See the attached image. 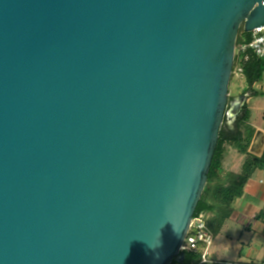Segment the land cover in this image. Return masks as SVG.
I'll return each instance as SVG.
<instances>
[{
	"label": "water",
	"instance_id": "water-1",
	"mask_svg": "<svg viewBox=\"0 0 264 264\" xmlns=\"http://www.w3.org/2000/svg\"><path fill=\"white\" fill-rule=\"evenodd\" d=\"M263 1L0 0V264L182 262Z\"/></svg>",
	"mask_w": 264,
	"mask_h": 264
},
{
	"label": "crops",
	"instance_id": "crops-1",
	"mask_svg": "<svg viewBox=\"0 0 264 264\" xmlns=\"http://www.w3.org/2000/svg\"><path fill=\"white\" fill-rule=\"evenodd\" d=\"M252 126L255 133L248 152L260 157L264 151V130ZM234 150L238 152L235 147ZM242 155L246 157L245 154ZM237 166L239 164L226 169L224 175L228 172L238 173L235 169ZM263 173L264 167L256 168L246 180L239 196L234 197L228 204H216L213 210L203 211L208 228L213 234V243L208 249L209 261H201L204 248L199 244L190 251L197 258L188 264H264Z\"/></svg>",
	"mask_w": 264,
	"mask_h": 264
},
{
	"label": "trees",
	"instance_id": "trees-1",
	"mask_svg": "<svg viewBox=\"0 0 264 264\" xmlns=\"http://www.w3.org/2000/svg\"><path fill=\"white\" fill-rule=\"evenodd\" d=\"M239 36L240 40L237 42ZM251 36V32H246L240 26L236 39V47L242 42L249 41ZM237 54L239 61L237 62L235 57L234 65L235 63H240L247 82L253 84L261 81L264 72V58L256 56L249 50L244 53L237 52ZM246 57L247 59H245ZM249 119L250 109L245 104L242 115L235 121L236 129L224 131L223 126L221 127L217 147L207 175V183L196 207L195 215L203 211L213 210L216 204H228L234 197L242 193L243 186L251 173L256 168L264 167V151L260 157L248 152V147L255 133V128L249 124ZM227 143H231L238 152L245 154L246 157L240 173L228 172L222 178L220 175ZM184 253L185 257L182 262L173 260L171 264H188L189 261L197 258V255L193 252L184 251Z\"/></svg>",
	"mask_w": 264,
	"mask_h": 264
},
{
	"label": "rangeland",
	"instance_id": "rangeland-1",
	"mask_svg": "<svg viewBox=\"0 0 264 264\" xmlns=\"http://www.w3.org/2000/svg\"><path fill=\"white\" fill-rule=\"evenodd\" d=\"M243 27V25H241ZM240 36L237 40L239 42ZM237 50V49H236ZM235 50V51H236ZM236 61H239L238 54L236 52ZM264 58V57H263ZM247 59V57L245 58ZM233 73L230 80L229 86V94L232 96H236L239 93L246 94V104L250 109V119L249 124L254 125L255 127L262 128L264 130V72L262 74V79L259 82H255L253 84H249L243 75L242 67L240 63H235L233 67ZM223 130L230 131L236 129L235 123L226 119L224 122ZM233 146L231 143L226 144V154L222 163V178L225 176L226 169L229 167H233L239 164L235 169L240 173L242 169V165L245 161V157L237 151H233ZM231 151V152H229ZM234 152V153H232ZM264 174V173H263ZM264 176V175H263ZM210 185V184H209Z\"/></svg>",
	"mask_w": 264,
	"mask_h": 264
},
{
	"label": "built area",
	"instance_id": "built-area-1",
	"mask_svg": "<svg viewBox=\"0 0 264 264\" xmlns=\"http://www.w3.org/2000/svg\"><path fill=\"white\" fill-rule=\"evenodd\" d=\"M251 34L252 36L250 40L240 43L236 47L237 50L235 53H244L249 50L258 57H264V25L254 28L251 31ZM212 243L213 234L208 228L205 212H200L197 215H194L180 250L191 251L195 249L197 245L202 244L204 251L201 254V261L207 262L209 261L208 249Z\"/></svg>",
	"mask_w": 264,
	"mask_h": 264
},
{
	"label": "flooded vegetation",
	"instance_id": "flooded-vegetation-1",
	"mask_svg": "<svg viewBox=\"0 0 264 264\" xmlns=\"http://www.w3.org/2000/svg\"><path fill=\"white\" fill-rule=\"evenodd\" d=\"M244 93H239L236 96H232L229 94V102H232V109L229 113L226 112L225 116H224V121H226V119L230 120L231 122L235 123L236 119H238V117H240L242 115V111H243V107L246 104V101L242 104L241 108L238 110V105L240 104L239 101V96L242 95ZM229 108V104L227 106V109Z\"/></svg>",
	"mask_w": 264,
	"mask_h": 264
}]
</instances>
